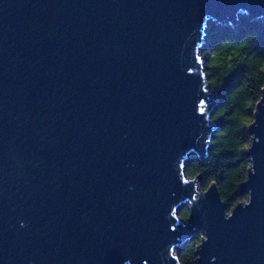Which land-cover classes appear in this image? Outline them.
Segmentation results:
<instances>
[{"label":"water","instance_id":"95a60500","mask_svg":"<svg viewBox=\"0 0 264 264\" xmlns=\"http://www.w3.org/2000/svg\"><path fill=\"white\" fill-rule=\"evenodd\" d=\"M264 0H0V264H264V89L244 202L187 177L216 124L208 22ZM189 204L186 220L177 211Z\"/></svg>","mask_w":264,"mask_h":264},{"label":"trees","instance_id":"16d2710c","mask_svg":"<svg viewBox=\"0 0 264 264\" xmlns=\"http://www.w3.org/2000/svg\"><path fill=\"white\" fill-rule=\"evenodd\" d=\"M199 53L216 97L210 112L216 126L205 154H190L184 170L187 177L197 179L202 192L215 183L229 212L247 199L240 185L250 165L245 155L251 139L248 126L264 89V24L246 15L239 16L235 27L208 22ZM188 213L189 204L177 211L183 220ZM201 238V232L195 233L175 248L180 264H195Z\"/></svg>","mask_w":264,"mask_h":264},{"label":"rangeland","instance_id":"374dc122","mask_svg":"<svg viewBox=\"0 0 264 264\" xmlns=\"http://www.w3.org/2000/svg\"><path fill=\"white\" fill-rule=\"evenodd\" d=\"M200 190V189H199ZM201 191V190H200ZM202 192V191H201Z\"/></svg>","mask_w":264,"mask_h":264}]
</instances>
